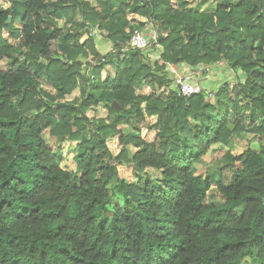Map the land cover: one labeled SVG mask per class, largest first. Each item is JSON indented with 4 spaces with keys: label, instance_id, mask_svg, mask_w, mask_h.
Masks as SVG:
<instances>
[{
    "label": "trees",
    "instance_id": "16d2710c",
    "mask_svg": "<svg viewBox=\"0 0 264 264\" xmlns=\"http://www.w3.org/2000/svg\"><path fill=\"white\" fill-rule=\"evenodd\" d=\"M214 1L210 11L187 0H14L0 9V264H264V0ZM131 13L152 21L159 60L122 50L145 24L133 26ZM88 26L106 31L113 49L101 55L94 37L80 42ZM89 56L96 64L82 62ZM220 61L243 81L221 82L213 101L206 90L177 95L171 65ZM104 65L113 74L102 78ZM99 106L103 114H87ZM44 131L75 143L74 170ZM243 132L257 147L228 148L221 165L196 173L212 145ZM123 161L131 184L118 176ZM147 168L160 171L157 182L139 176ZM212 186L220 201H208ZM114 194L121 202L111 204Z\"/></svg>",
    "mask_w": 264,
    "mask_h": 264
},
{
    "label": "rangeland",
    "instance_id": "374dc122",
    "mask_svg": "<svg viewBox=\"0 0 264 264\" xmlns=\"http://www.w3.org/2000/svg\"><path fill=\"white\" fill-rule=\"evenodd\" d=\"M188 1V7L194 10H199V11H206V10H213L215 8L216 2L214 1V5L211 4L208 5L209 7H203L202 2H200L201 0H187ZM10 6L9 1L8 0H0V9L1 8H5L7 6ZM131 24H133V26L137 25L139 22L137 21L136 18H133L130 22ZM17 25V24H16ZM140 25V24H139ZM144 26V25H141ZM149 31L151 29H148ZM88 32V28L87 31ZM95 32H100L99 36L95 38L96 41V45L97 48H99L100 50V54L101 55H105L108 51H109V42L106 39V31L104 30H100V31H95ZM101 32H104V34H101ZM7 33L4 32V36H6ZM13 43L17 44V40H12ZM144 53L147 55V58H149L150 60H159V54L162 51L161 45L159 44L158 46L155 44H152L149 48L144 49ZM82 62L89 66H92L94 64H96V60L93 59L91 56L87 57V58H82L81 59ZM5 65V61H1L0 62V66ZM205 66H208V68L210 69V71L206 74V75H198L196 80L198 81H204V88L206 91H209V96L213 101L214 97H213V93L215 90H217V88L219 87V85L221 84V82L223 81H227V83L229 84V86H234L235 83H237V81H243V75L241 74V71L239 70H230L229 68L226 67V64H224V62L220 61V62H216L212 65L210 64H205ZM191 67H187L185 66V64H176L173 65V67L169 68L170 70V76L173 78L175 72H177L175 74V76L184 73L185 71H187V69H189ZM91 70V68H90ZM179 73V74H178ZM107 74H111L112 75V70L110 68L109 65H104L102 71H101V76H107ZM173 80V79H172ZM172 87L175 86V83L173 82ZM144 91L148 92L149 88L146 86L144 87ZM166 92V91H165ZM159 94H164V92H158ZM79 96V90L78 88H76L71 94L66 96L67 100H73L75 98H78ZM101 106L98 107L97 110L93 111V110H88L87 114L89 116H99L101 114H103V112L100 111ZM156 119V116H146V121L148 122H154ZM123 130H126V125L122 126ZM141 136L143 138H145L148 141L153 140L154 136H155V131L152 129L147 128V125L143 126V129L141 131ZM44 137L45 139L52 145V148L54 149V151H58L62 157L63 160L61 162V166L64 169L67 170H74L75 169V160H74V154H75V143L74 142H69L66 141L64 143L61 144H55L54 142V137L50 136L49 133L47 131H44ZM231 142L227 145L222 144V143H216L214 145L211 146V149L208 151V153L202 157L198 162H196L194 164V170L196 171V173H204L206 169L209 170H214L215 168H217L219 165L222 164V155L225 152L226 149L231 148V149H239L240 147L243 146H252V147H257V137H254L252 135V133L250 132H243L242 136H235L232 135L230 138ZM107 145L109 150L111 151V153L113 155H117L120 151V145L118 143V139L117 137H111L107 139ZM117 169H118V176L123 179L126 183L131 184L133 182H135L136 177L133 175V171H132V167L130 164H128L127 162L123 161L122 163H119L117 165ZM159 170L154 169V168H147L144 172L140 173L139 176L143 179V180H149L153 183L157 182L158 178H159ZM119 195L114 194V196H112L111 198V204L117 203V202H121V200L119 199ZM221 200V195L220 193L217 191V189L215 188V186H212L211 189L208 191V201H220ZM248 259H244L242 262L243 264L247 261Z\"/></svg>",
    "mask_w": 264,
    "mask_h": 264
},
{
    "label": "built area",
    "instance_id": "2783aa9c",
    "mask_svg": "<svg viewBox=\"0 0 264 264\" xmlns=\"http://www.w3.org/2000/svg\"><path fill=\"white\" fill-rule=\"evenodd\" d=\"M143 22V21H142ZM145 25H137L131 31L127 45L122 48V50L132 49H147L152 44L159 45L157 41V32L154 28V25L150 19L146 18L144 21ZM148 29H151L150 31ZM100 33V32H99ZM98 32H95L93 29H89L87 32L88 36L94 38L99 36ZM104 34V32H101ZM113 46H109V50H112ZM208 71V66L198 65L197 67H191L187 69L184 73L179 74L178 76L174 74V83L176 85V93L181 96H191L203 92L205 88L196 80L195 77L202 74L203 71ZM86 74H89V69H87ZM91 77H93L91 75Z\"/></svg>",
    "mask_w": 264,
    "mask_h": 264
},
{
    "label": "crops",
    "instance_id": "0c3cea01",
    "mask_svg": "<svg viewBox=\"0 0 264 264\" xmlns=\"http://www.w3.org/2000/svg\"><path fill=\"white\" fill-rule=\"evenodd\" d=\"M200 2H202V5L201 6H203V7H209L208 5H210L211 3L214 5V0H204V1H200ZM212 4H211V6H212ZM203 11V10H202ZM206 11H210V10H206ZM133 18H136L137 19V21L139 22H144V21H146V17L145 16H143V15H140V14H137V13H131V14H129L128 15V19L130 20V22H131V20L133 19ZM58 24H59V26H62L63 24H64V20L63 19H59V21H58ZM145 25V24H144ZM86 28H88V30L89 29H93L94 31H100L101 29H99L98 27H96V26H88V27H86ZM87 38V33L86 32H84V34L82 35V37L80 38V42H83L85 39ZM110 44H109V46H111L112 44H111V41H109V40H107ZM81 59H82V57H81ZM171 67H173V65H171ZM112 74H113V70H112ZM105 76H102V78H104Z\"/></svg>",
    "mask_w": 264,
    "mask_h": 264
},
{
    "label": "water",
    "instance_id": "95a60500",
    "mask_svg": "<svg viewBox=\"0 0 264 264\" xmlns=\"http://www.w3.org/2000/svg\"><path fill=\"white\" fill-rule=\"evenodd\" d=\"M8 1H9L10 8H11V7L13 6V1H14V0H8ZM10 19H11V16H8V18H7V22H9ZM112 106H114V107H118L117 103H115V102L112 103Z\"/></svg>",
    "mask_w": 264,
    "mask_h": 264
},
{
    "label": "clouds",
    "instance_id": "9594fccd",
    "mask_svg": "<svg viewBox=\"0 0 264 264\" xmlns=\"http://www.w3.org/2000/svg\"><path fill=\"white\" fill-rule=\"evenodd\" d=\"M87 33V32H86ZM87 37H88V35H87Z\"/></svg>",
    "mask_w": 264,
    "mask_h": 264
}]
</instances>
